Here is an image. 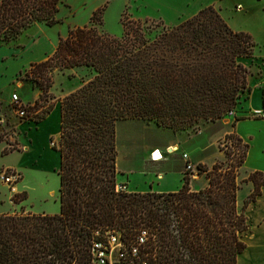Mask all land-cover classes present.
I'll list each match as a JSON object with an SVG mask.
<instances>
[{
    "label": "trees",
    "instance_id": "16d2710c",
    "mask_svg": "<svg viewBox=\"0 0 264 264\" xmlns=\"http://www.w3.org/2000/svg\"><path fill=\"white\" fill-rule=\"evenodd\" d=\"M62 3L0 0V44L35 23L58 24ZM103 12L95 10L90 24L72 28L52 55L23 73L45 91L55 69L85 67L93 76L61 100V134L53 145L59 154L61 210L1 214L0 264H90L95 231L116 229L134 240L142 228L157 235L147 249L151 264H237L247 246L242 234L251 228L246 208L264 186V172H250L244 182L254 187L238 208L237 170L249 143L228 134L243 147L239 161L227 168L199 163L209 184L198 191L191 188L189 170L174 192H119L117 123L142 119L184 131L223 119L251 90V70L241 59L253 57L257 43L250 33L231 28L213 5L161 29L126 11L121 36L101 28ZM53 107L54 102L47 106L39 99L25 105L37 123Z\"/></svg>",
    "mask_w": 264,
    "mask_h": 264
},
{
    "label": "rangeland",
    "instance_id": "374dc122",
    "mask_svg": "<svg viewBox=\"0 0 264 264\" xmlns=\"http://www.w3.org/2000/svg\"><path fill=\"white\" fill-rule=\"evenodd\" d=\"M240 2L247 7L243 11H240V6H238ZM217 4L218 0H63L57 15L60 19L58 24L49 27L45 23H35L9 44L15 45L18 50H24L45 36L48 39L47 51L49 52L45 56L47 58L56 50L60 37L67 36L74 27L90 24L91 16L98 8H104L101 28L111 35L121 36L123 32L122 18L126 11L129 12L131 18L148 20L150 27L161 29L162 24L168 27L175 26L192 17L204 7L213 5L217 9ZM221 5L225 14L237 27L255 32L259 42L256 51L264 52V0H221ZM25 69L17 77L19 84L29 83L31 85L32 83L34 88H38L40 91L37 98L39 103H46L47 106L58 100L61 90L63 92L75 90L85 80L93 76V73L85 67H77L73 70L55 69L50 75L53 81L52 86L48 91H45L24 77ZM19 86L13 92H17L23 97V100L28 96L32 97L31 91L21 90ZM13 92H10V96H6L5 100L0 101V137L15 146L14 149L7 146L8 151H20L25 157L21 156L19 152L8 156L0 154V176L7 170L4 169L7 164L24 167L8 168V172L16 171L19 175L16 182L11 185V190L14 191L17 181L20 182L24 179L23 184L27 187V194L23 192L25 190L18 193L20 199L25 195L26 199L21 201L16 214L42 213V209L44 211L45 207L48 211L57 210L59 212V163L54 169L49 167L45 169L39 159L40 152L43 150L55 151L53 145L58 143L60 137L46 139L44 135L28 132L29 120L22 119L16 114L15 103L12 100ZM12 117L16 122L26 126V132L19 129L20 133L18 127L10 123ZM232 120V116L228 115L213 122L202 121L197 129L184 131H173L170 128L158 126L154 121L120 120L117 123V166L129 175L134 186L140 190L148 188L151 178L159 171L166 174L165 180L162 182L163 187L177 189L181 181L180 167L186 160L182 152H185L189 157L192 155L196 159L193 162L191 158H188L189 163L192 164L191 169H188L186 164L183 167L184 172L191 171L189 175L191 181L194 179V187L200 188L205 185L206 181L208 185L209 180L206 173L199 172V163L209 168H212L215 163H222L227 168L231 166L229 165L231 161L233 163L239 161L243 147L236 138H227V135L231 134L227 130L230 128ZM177 142H180V149L172 152L173 150L170 148ZM149 144L157 146L161 150L163 159L155 160L158 162L152 160L148 151ZM155 147H152L151 151ZM55 161L57 162V156H55ZM196 162L198 163L196 164ZM237 171L239 173L238 180L241 182L238 192L243 190L241 198L247 192V182H244V179L247 178L248 173L244 166ZM161 178L162 176L158 174L157 180Z\"/></svg>",
    "mask_w": 264,
    "mask_h": 264
},
{
    "label": "crops",
    "instance_id": "0c3cea01",
    "mask_svg": "<svg viewBox=\"0 0 264 264\" xmlns=\"http://www.w3.org/2000/svg\"><path fill=\"white\" fill-rule=\"evenodd\" d=\"M238 6H240V11H243L247 8L246 5L242 2H240ZM216 7L217 10H219L222 17L225 19V21L231 26V28H233L236 31H245L250 33L254 41L257 44L259 43L257 41L256 34L253 30L237 27L236 24H234L230 20V17L227 14H225V12L223 11L221 0H218V4L216 5ZM47 47H48V39L45 36L42 37L38 42L34 43L33 45H31L30 47L24 50H18L15 45L0 44V101L5 100L6 96H10L9 93L15 91L17 86L20 85L17 77L23 69H25L26 67L28 68L34 62H40L46 59L45 56L49 52L47 51ZM241 60L251 70L248 76L251 90L248 93V95L246 93V96L242 100V103H240L238 109L236 110V115L237 117H240V119L236 120L235 117L233 116L232 124L227 131L228 133L237 134L239 137L243 139L245 143H249V150L245 159V163L243 165L249 176V173L255 170H260L264 172V117H253L251 116L252 114H250L253 110L259 109L264 105V52H257L255 49V53L253 57L242 58ZM19 88H21V90L25 89L26 91H31L33 94L32 97L28 96L25 98V100H23V97H21L17 92H13V93H17L20 99L25 104L35 103V101L37 100L40 94L38 88H34V85L32 83L31 85L29 83L21 84ZM75 90H72L70 92H63L61 90V93L58 94V100L54 101V107L50 111V113L46 116V118H44L39 123L35 122L32 119L29 120L28 125L31 127L28 126L27 128L28 132H32L33 134L38 133L40 135H44L46 136V139L48 137H54L55 139H58L61 134V128H60L61 100L65 95ZM10 123H12L15 127H18V131H20L19 129H21L24 132H26L25 131L26 126L23 125V123L16 122L13 119V117L11 118ZM179 143L180 142H177L178 146L180 147ZM8 145H9L8 141L6 142L5 140L0 141V154L4 156H8L9 154H12L14 152H19L21 153V156L25 157L22 152L17 150L14 151L12 150L4 154V150L7 148ZM152 147L155 146L149 144L148 151L150 157L152 152H154L155 150L158 151L160 150L156 146L154 150L151 151ZM52 152H54L55 156H57V162H55V166H54L55 168L59 163V154L58 152L55 151ZM168 152L170 151L168 150ZM184 153L185 152H182V155ZM189 158H191L193 162L194 160H196L193 158L192 155ZM197 163L198 162H196V164ZM184 164H186V160L185 163H183L180 167L181 181L177 189H170L163 187L162 182L165 180L166 174L160 171L155 173V176L152 177L154 179L151 178L150 180L151 182L149 183V187L144 190H140L136 186H134V184L130 180L129 175L125 171L118 168V166L117 168L119 174L117 176V181L118 183L126 184L129 192H174L179 190L183 185V177L185 174L183 170ZM8 168H24V167H21V165H17V164H7L4 169H8ZM158 174L162 176L160 180H157ZM24 180L20 182L17 181L18 183L16 184V186H14V191H15L14 192L11 190L10 184L0 179V215L16 214L21 202H15L13 200V197L15 194L22 193L23 190H25L23 192L27 193L26 191L27 187L24 186L23 184ZM207 186L208 185L206 181L204 186L200 188L194 187V179L191 181L192 190L198 191ZM253 187H254L253 183L248 181L246 185L247 192L244 195H242L241 198L240 196L243 190H240L238 192L237 195L238 208L241 209L243 207L244 201L253 190ZM45 208L44 211L42 209V213L57 214L60 212V211L58 212L57 210L48 211ZM60 210H61V203H60ZM246 215L248 216V221L250 223L251 228L242 234V239L246 242L247 246L246 249L239 254L237 264H264V186L262 188V194L258 196L256 201L252 202L246 208Z\"/></svg>",
    "mask_w": 264,
    "mask_h": 264
},
{
    "label": "built area",
    "instance_id": "2783aa9c",
    "mask_svg": "<svg viewBox=\"0 0 264 264\" xmlns=\"http://www.w3.org/2000/svg\"><path fill=\"white\" fill-rule=\"evenodd\" d=\"M12 100L15 103V112L22 119L31 120L27 116L25 103L20 99L17 93L12 94ZM236 108L229 112V116L236 117ZM250 114L255 117H264V105ZM33 120V119H32ZM157 150L151 154L154 158ZM175 152V151H172ZM183 157L186 159V166L188 169L192 168V164L188 161V154L184 153ZM16 171L8 172L5 170L0 176V179L13 185L18 179ZM117 191L127 192L126 184L118 183L116 185ZM95 238L91 244V262L90 264H151L149 259V248L152 241L157 239V235L150 228H142L137 233L134 240H129L124 237L123 233L116 229H108L105 231L97 230L94 232Z\"/></svg>",
    "mask_w": 264,
    "mask_h": 264
},
{
    "label": "bare ground",
    "instance_id": "6f19581e",
    "mask_svg": "<svg viewBox=\"0 0 264 264\" xmlns=\"http://www.w3.org/2000/svg\"><path fill=\"white\" fill-rule=\"evenodd\" d=\"M170 149L173 151H177L179 149V146H178V144H172ZM51 152H47L45 150L40 152V159L39 160H40L41 165L45 168L49 167L51 169V168H54V166H55L56 161H55L54 152L53 153H51ZM162 157H163L162 152L159 150L156 152L153 159L154 160H160V159H162Z\"/></svg>",
    "mask_w": 264,
    "mask_h": 264
}]
</instances>
